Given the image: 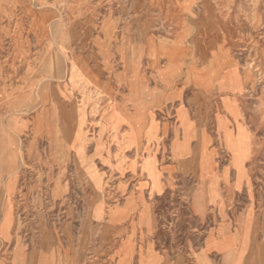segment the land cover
<instances>
[{
	"label": "rangeland",
	"instance_id": "1",
	"mask_svg": "<svg viewBox=\"0 0 264 264\" xmlns=\"http://www.w3.org/2000/svg\"><path fill=\"white\" fill-rule=\"evenodd\" d=\"M263 7L0 0V264H224L227 219L264 240Z\"/></svg>",
	"mask_w": 264,
	"mask_h": 264
},
{
	"label": "bare ground",
	"instance_id": "2",
	"mask_svg": "<svg viewBox=\"0 0 264 264\" xmlns=\"http://www.w3.org/2000/svg\"><path fill=\"white\" fill-rule=\"evenodd\" d=\"M242 174H244V173H242ZM238 223L240 224V227L242 229L241 230V236H239L238 238H236V236H234L232 234V228L234 227V225H233V222L231 220H228V219H227V221H225V225L222 226L221 230H219V232H218V237L221 238L220 239L221 247H223V249H224L226 246H228V247H226V249L223 253L224 254V258H223L224 264H232L233 263L234 254L232 252V245L235 244V241L237 239L240 241L241 247H243V249H244V247L247 246L250 249L249 251H252V253L250 252L251 259L244 262V264H264V240L258 242V236L255 235L254 233L250 234L249 228L247 227L248 225L246 226V220L245 219L243 220L242 218H240ZM10 224H11V213L9 212L5 215L4 222L0 226V233H6L7 231H9ZM238 258H239V256H238Z\"/></svg>",
	"mask_w": 264,
	"mask_h": 264
}]
</instances>
